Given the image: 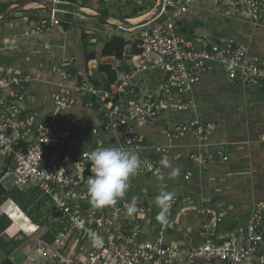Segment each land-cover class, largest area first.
<instances>
[{"label": "built area", "instance_id": "built-area-1", "mask_svg": "<svg viewBox=\"0 0 264 264\" xmlns=\"http://www.w3.org/2000/svg\"><path fill=\"white\" fill-rule=\"evenodd\" d=\"M54 1L57 8L41 14L34 26L36 34L58 26L57 14H74L71 2ZM183 1L158 0L152 18L132 27L117 25L119 30L128 32L130 44L125 48L131 49L134 44L140 51L131 56L135 62L132 70L108 88L81 76L75 70L74 56L63 55L57 64L59 81L52 95L53 110L47 115L36 108H24L32 75L13 73L0 65V167L6 168L0 185L6 190H34L48 196V218L68 226L50 244L39 241L34 248L27 237L17 243L18 251L26 249L33 252L32 256L42 258L32 264H264V201L253 204L243 225L225 226L229 209L224 203L212 206L200 200V206H196L187 199L186 209L194 210L201 218L197 235L186 230L183 238L187 242L168 240L165 228L172 226L167 217L154 221L157 229L150 235L148 199L136 201L131 225L124 227L120 218L127 215L130 201L123 199L112 206L95 208L89 202L87 183L81 178L82 174L85 179L92 175L87 156L107 147L138 152L144 162L138 174H160L158 161L143 157L139 151L166 154L169 147L145 140L134 132V127L152 125L162 111L193 110V86L215 65L231 82L264 89V59L252 54L246 44L218 35L214 39L204 37L196 45L178 34L176 19L188 9L187 0ZM210 1L218 4L222 0ZM233 4L244 7L247 21L264 26V0H233ZM150 70L152 76L160 77L155 85L143 77ZM78 103L92 111L97 125H83L73 112ZM213 130V122L194 117L172 124L166 134L170 139L193 137L197 149L189 154V159L203 165L226 159L224 144L211 142ZM100 133L118 135L117 143L107 145ZM11 175L13 180L8 184ZM191 176L188 171L184 178L189 180ZM178 201L183 200L173 197L169 202ZM97 235L102 240L100 247L92 243ZM198 239L200 243L196 245ZM10 256L7 259L13 263Z\"/></svg>", "mask_w": 264, "mask_h": 264}, {"label": "crops", "instance_id": "crops-1", "mask_svg": "<svg viewBox=\"0 0 264 264\" xmlns=\"http://www.w3.org/2000/svg\"><path fill=\"white\" fill-rule=\"evenodd\" d=\"M157 3L158 0H78L74 3L78 14H73L68 26L58 25L41 34L34 32V11H22L26 16L24 23L8 20L7 16L0 20V65L7 71L28 72L33 77L26 88L27 101L24 108H36L43 115L53 110L52 95L59 81L57 64L67 54L74 56L77 73L95 82L96 86L108 88L110 83L99 72L97 58L103 44L110 38V32L96 27L97 23L105 21L115 26L124 24L128 27L140 25L155 15ZM187 3L188 9L183 13L182 20L176 19L177 32L183 39L197 45L204 37L214 39L224 35L246 44L252 54L264 59V26L247 21L243 16V6L237 8L233 0H222L218 4L210 0H187ZM171 9L168 8V11ZM8 16L16 17L11 14ZM82 30L86 32L84 40ZM83 53H93L94 59L85 62ZM136 54L132 48H124L122 58L112 62L116 79L132 70L135 62L131 56ZM151 71L143 74V77L147 83L151 81L155 85L160 77L152 76ZM192 93L195 108L191 110V115L214 123L211 142L224 144L226 159L196 164L191 177V194L199 195L212 206L224 203L229 210L233 206L242 207L255 196H260L258 191L264 181V89L231 82L221 68L215 66L203 74L193 86ZM73 112L81 118L85 127L98 123L92 111L79 103ZM168 113L164 112L152 125H136L134 132L149 142L169 147L168 153H156V156L161 160H172L165 164V170L170 176L172 169H177L182 155L186 156L196 150L197 145L196 140L190 136L179 139L167 136V129L178 120V117ZM167 122L170 125L165 130ZM100 136L107 145L114 146L117 143L116 134L100 133ZM139 153L143 156L150 154V158L156 157L148 149L140 150ZM166 180L170 182L172 190L180 188L179 180ZM153 199L156 198L148 200ZM180 199L183 201L174 204L168 201L170 213V208H176L172 213V221H169L172 228H175V235L184 236L189 227H180L179 223L181 217H185V213L191 210L186 209L187 199ZM160 211L158 208L154 214L151 208L148 217L150 225L147 227L150 235L157 229L154 221ZM130 220L131 217L126 215L124 221L128 223ZM172 228L167 227L165 231L172 234Z\"/></svg>", "mask_w": 264, "mask_h": 264}, {"label": "trees", "instance_id": "trees-1", "mask_svg": "<svg viewBox=\"0 0 264 264\" xmlns=\"http://www.w3.org/2000/svg\"><path fill=\"white\" fill-rule=\"evenodd\" d=\"M17 1L19 0H0V10L6 7L8 4H11ZM67 1L74 4V3H77L78 0H67ZM32 11L36 12L35 16L33 17L34 26H35V24H37V22L39 21L41 14H43V12H47V10L35 9ZM182 15L183 13L177 17L178 21L182 20ZM57 17L60 20L59 25L62 27H65V25L68 26L69 25L68 21H72L73 19V15L71 14H65V15L57 14ZM96 27L106 29L110 32V38L108 39V41H106L103 44L100 50L99 56L97 58V65H98L97 67H98L99 72L103 73L106 76L109 83L113 84L114 81L116 80V73L114 69L112 68V62L116 59L122 58L124 48L126 44L128 43V39H127L128 32L121 31L117 28V26L108 24L105 21H99ZM136 31H138V29H136ZM81 36L83 40L86 38L85 30H82ZM132 51L139 53L140 50H138L135 47V45L132 44ZM83 55H84L85 62L94 59L93 53H89V54L83 53ZM215 66H218V65H215ZM75 70L76 72H78L76 66H75ZM203 74L201 75V77L203 76ZM225 76L227 75L225 74ZM86 79L90 81L91 83H93L94 85H96L95 82L91 81L87 77ZM164 112H169L168 114L178 117L177 122H174V123L185 122V121H189L194 118L191 115V110H188V111L167 110V111H162L158 115V120L161 118V115ZM201 119L204 121H207L203 118ZM168 125H170L169 122H167V124L164 126L165 130L167 129ZM151 152L154 153L153 151ZM190 153L191 152L187 153L186 156L185 154H183L182 157L180 158L181 161L177 163L178 164L177 169H179V175L175 177H172L171 175L169 176V174L165 170V163H162L163 159L161 160V158H159V156H156V153H154V156H156L154 158L158 161V163L161 166L160 174L152 175V176L151 175L144 176V175L137 173L135 176L130 177L128 183L131 186L128 188L125 196L123 198L118 199L117 203L121 202L123 199H127L128 201L131 202L135 198V200L137 201L142 197H143V200L145 201L146 199L156 198L157 196L165 192L173 193L174 194L173 197H177V198H186L189 200L198 199L199 195L191 194V183H192L191 178L189 180H186L184 178L186 172L188 171H190L191 174L193 175V170L196 166V164L189 159ZM148 156H150V154L147 156H143V157H148ZM170 160L171 159H167L168 162H170ZM5 171H6V168L4 167L3 170L0 172V177L3 175ZM167 178H174L176 181L179 180V183H181L180 188L178 190L177 189L172 190V188L169 186L170 182L166 180ZM161 187H164V188L161 189ZM261 187L262 188H260L258 191V194H260V196H257V197L255 196L254 199H251L248 203L246 202V204L242 205V207L233 206L229 210V212L227 213L225 217V223H224L225 226H228L231 224H238V225L244 224L247 215L252 209L253 204L258 201H264V181L261 182ZM200 200H204V198L201 197ZM14 211H18L20 214L24 215L25 218H31L33 219V221H35V219L37 220L38 218L42 216H44L47 219L51 212V202L48 196L40 194L38 191L31 190V191L23 192L15 188L6 190L0 185V234L1 233L4 234V232L10 233V235H14L15 233L19 234V232L21 231L20 228H24L27 225L25 220L19 221L17 220L18 218H15L12 215L13 214L12 212ZM39 225L41 226L37 227V224L28 226V228H26L24 232L21 231V233L23 234L24 237H29L31 240L39 239L47 244H50L54 241V239L58 236V234L61 231L68 229V226H66L65 223L63 222L49 223L45 220L44 223L39 224ZM31 237H34V238H31ZM8 244L10 246L15 245L14 246L15 248L19 246V244L17 243L14 244L10 242ZM8 252H10L9 249H8ZM2 264H11V263L9 262V260H4L2 261Z\"/></svg>", "mask_w": 264, "mask_h": 264}, {"label": "clouds", "instance_id": "clouds-1", "mask_svg": "<svg viewBox=\"0 0 264 264\" xmlns=\"http://www.w3.org/2000/svg\"><path fill=\"white\" fill-rule=\"evenodd\" d=\"M90 171L87 179V194L90 204L95 208L115 205L123 198L129 188V178L135 176L144 163L138 152L122 147H107L93 150L88 156ZM162 163H167L166 159ZM179 175V169H172L171 176ZM173 193H162L156 197L155 203L161 209L158 219L163 221L168 210V201ZM137 211L135 198L126 206V214L131 217ZM93 246H102V240L97 235L92 239Z\"/></svg>", "mask_w": 264, "mask_h": 264}, {"label": "rangeland", "instance_id": "rangeland-1", "mask_svg": "<svg viewBox=\"0 0 264 264\" xmlns=\"http://www.w3.org/2000/svg\"><path fill=\"white\" fill-rule=\"evenodd\" d=\"M75 10H73V12H74V14H78V11L76 10V7H73ZM29 11V10H28ZM30 11H32V10H30ZM11 15H13V16H16V17H9L8 16V20L9 19H13V21H20V22H22V23H24V21H25V18H26V16H24L23 15V13L22 12H16V13H13V14H11ZM1 169H3L4 168V166H2V167H0ZM12 180H13V177H12V175L8 178V180H7V182H8V184H11L12 183ZM200 199H201V197H199L198 199H191V205L192 204H194V205H196V206H200L198 203L199 202H201L200 201ZM205 200V199H204ZM206 201V200H205ZM150 203H151V208H152V211H153V213L155 214V212H156V210L159 208L157 205H156V203H155V199H153V201L151 200L150 201ZM170 210L172 211L171 213L169 212V214L168 215H166V217H167V219H168V221L169 220H171L172 221V217H173V214L172 213H174V211L176 210V208H175V206H173L172 208H170ZM13 214V216L15 217V218H18L17 220H19V221H21V220H25L26 221V226L24 227V228H20V230L22 231V232H24V230L26 229V228H28V226H31V225H33V224H37V227L38 226H41V225H39V224H42V223H44L45 222V220L47 221V222H49V223H51V222H55L52 218H45L44 216H42V217H40V218H38L37 220L35 219V221H33V219H31V218H25V216L24 215H22V214H20L18 211H14V212H12ZM24 216V217H23ZM171 217V218H170ZM124 219H125V217L123 218V217H121L120 218V220L121 221H123L124 223V227H128V226H130L131 224H130V222H128V223H126L125 221H124ZM200 221H201V218H200V216H198L195 212H194V210H191V211H189V212H187V213H185V217L184 216H182L181 217V220H180V223L179 224H181V226L180 227H185L186 226V228L187 227H189V228H187V230H192L193 232H192V234H193V236L194 237H196V235H197V231H198V228H197V226H198V223H200ZM170 222V221H169ZM65 223V222H64ZM178 224V225H179ZM65 225H66V223H65ZM173 229V228H172ZM21 231L19 232V234H17V233H15L14 235H10V233H5V234H0V259L2 260V261H4V260H8V259H6V257L5 256H10L11 258H13L14 259V262L12 263V261L10 262L11 264H32V262H35V263H37V262H40L41 260H42V258H40V256H38V255H36V256H32V254H33V252L32 251H26V249H23L21 252L20 251H17V247L15 248L14 246H10L8 243H14V244H16V243H19L20 241H22L23 239H24V236H23V234L21 233ZM165 233H166V235H167V239L168 240H170V239H173V240H184V241H186L185 240V238H183V236H179V235H175V228L172 230V234L169 232V231H165ZM28 239H27V241L29 242V237H27ZM31 238H34V237H31ZM39 241H41V240H35V239H30V242H31V246H36V244H40V242ZM187 242V241H186ZM200 243V240L198 239L197 241H196V245H198ZM39 245H37L36 247H38ZM35 248V247H34ZM8 249L10 250V252H8ZM6 252H8V253H6ZM1 260H0V262H1ZM0 264H2V263H0Z\"/></svg>", "mask_w": 264, "mask_h": 264}, {"label": "water", "instance_id": "water-1", "mask_svg": "<svg viewBox=\"0 0 264 264\" xmlns=\"http://www.w3.org/2000/svg\"><path fill=\"white\" fill-rule=\"evenodd\" d=\"M57 3L54 0H19L17 2L8 4L6 7L0 10V20L16 12L28 11V10H52L57 8Z\"/></svg>", "mask_w": 264, "mask_h": 264}]
</instances>
